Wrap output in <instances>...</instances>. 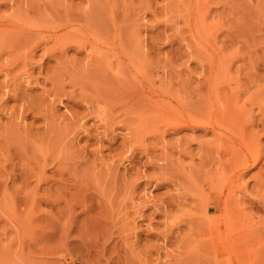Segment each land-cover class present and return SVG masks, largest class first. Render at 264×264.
<instances>
[{"label":"rangeland","instance_id":"1","mask_svg":"<svg viewBox=\"0 0 264 264\" xmlns=\"http://www.w3.org/2000/svg\"><path fill=\"white\" fill-rule=\"evenodd\" d=\"M221 100L264 155V0H0V264H264V162L202 234Z\"/></svg>","mask_w":264,"mask_h":264},{"label":"bare ground","instance_id":"2","mask_svg":"<svg viewBox=\"0 0 264 264\" xmlns=\"http://www.w3.org/2000/svg\"><path fill=\"white\" fill-rule=\"evenodd\" d=\"M237 91H238V89H237ZM209 94H211V93L209 92ZM215 99H216V96H215ZM221 101H223V100H221ZM225 102L226 101H223L221 103L222 106H220L219 108L218 107L217 108L206 107L207 109L204 112H201V111L198 112V113L197 112H193V113L190 112V118H189L190 120H188V122L190 124V128L191 129L192 128H198V129L200 128L205 133L211 132L213 134V136L215 135L217 137V140L215 139L217 142L222 137L224 138L222 140H225L224 142L226 143V145H223V146L221 145L220 146V148L222 149V152L221 153L219 152L217 160H216V158H214L216 161L213 159L214 163L215 162L217 163L216 168L220 170V171L218 170L219 174L212 175V176H209V177L206 174L204 177L206 178V176H207L208 178L204 181V185H203L204 187L201 188L199 186V188H201L200 189L201 190L200 191V193H201L200 196H202V200H203V202L201 200V203L204 204V206L202 204L203 208L201 207V204H200V207L203 210L198 206V204L195 205V206H198L199 211L201 213L203 212L202 213L203 214V216H202L203 217L202 218L203 227H201V228H203L204 230L202 229V234H205V233L207 234L208 241H210V243H212V245H213V250L212 251H214L216 254L217 253H219V254L227 253V254H230V255L234 256L237 253L240 254L239 253L240 249H238L239 246L237 247V246L234 245V242H235L234 239H236L237 237L236 238L233 237V234H232V231L234 232L233 229L236 227V225L240 221V213H239V209H238V202L239 201L234 199L235 198L234 192H232L230 190V188L233 187V184H232V183H234L233 179H240V177H241L243 172H246L248 170L254 169L258 165L262 164V162H264V155H262V150L258 147V145H259L258 144V139H257L258 136H256L255 133L251 132L249 130L248 126H247L248 129L246 127V124H247L246 121L247 120L242 118V119H239L238 121H236V120L233 121L234 118L238 117L237 116L238 113L236 115H234L235 117H233L232 114H235V113H233V110L232 111L230 110L232 104L231 103H227V102L225 103ZM234 103H235V101H234ZM221 104L219 103V105H221ZM203 106H202V108H203ZM207 106H208V104H207ZM229 112H232V114H230ZM229 115H231V117L228 118ZM231 118H233V119L231 120ZM249 121H250V119H249ZM181 122L184 124V122H187V121H183L182 120ZM225 122L230 123V126H231L230 129L227 130L228 134H226V132H223L222 131L223 128H221V127L224 126V125L222 126V123L225 124ZM177 124H181V123L178 122ZM175 126H173L172 128H174ZM261 130L264 131V129H261ZM224 131H226V129ZM252 131H253V129H252ZM203 148H205V147H203ZM207 148H208V146H207ZM210 148H212V147H210ZM212 150L213 149H211V151ZM207 151H210V150H207ZM205 158H206V156H205ZM202 159H203V157H202ZM202 164H203V162H202ZM191 165L192 164H190V166ZM202 167H203V165H202ZM198 168L201 169V167H198ZM214 170H215V168H214ZM262 170H264V165H262V169L259 171L261 176H264V172H262ZM209 171H208V173H209ZM191 172H192V170H191ZM199 172L201 173L200 170H199ZM203 175H204V173H203ZM205 178H203V179H205ZM235 182H236V180H235ZM259 183H260V181H259ZM262 183H264V181H262ZM205 185H207L208 188H205ZM197 189H198V186H197ZM191 193H190V195H191ZM198 194H199V192H198ZM211 209H214V211L217 213L213 217H210L208 215L209 212L211 211ZM170 213H172V212H170ZM188 215H190V213ZM191 216H193V215H191ZM191 216H189V217H191ZM195 216L196 215H194L193 217H195ZM193 219H195V218H193ZM193 221L195 222V220H193ZM178 225H180V224H178ZM194 231H195V229H194ZM203 231H205V232H203Z\"/></svg>","mask_w":264,"mask_h":264}]
</instances>
